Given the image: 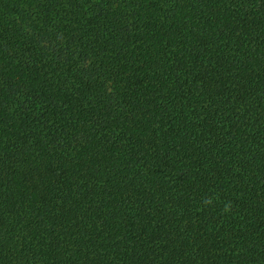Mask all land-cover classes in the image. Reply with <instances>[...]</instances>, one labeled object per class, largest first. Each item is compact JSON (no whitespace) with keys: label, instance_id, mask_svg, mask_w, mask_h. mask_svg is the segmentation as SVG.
<instances>
[{"label":"trees","instance_id":"obj_1","mask_svg":"<svg viewBox=\"0 0 264 264\" xmlns=\"http://www.w3.org/2000/svg\"><path fill=\"white\" fill-rule=\"evenodd\" d=\"M0 264H264V0H0Z\"/></svg>","mask_w":264,"mask_h":264}]
</instances>
